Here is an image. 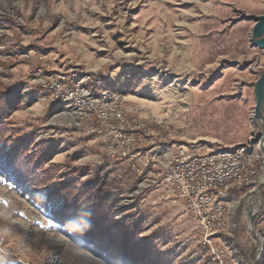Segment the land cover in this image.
<instances>
[{
  "label": "rangeland",
  "instance_id": "1",
  "mask_svg": "<svg viewBox=\"0 0 264 264\" xmlns=\"http://www.w3.org/2000/svg\"><path fill=\"white\" fill-rule=\"evenodd\" d=\"M262 15L264 0H0V264H114L111 237L127 253L117 264H258L264 186L251 194L252 228L251 195L227 199L217 260L184 202L154 180L150 140L140 156H114L56 85L110 90L157 145L261 142L252 115L264 50L251 34ZM49 192L103 217L107 236L75 222L52 230Z\"/></svg>",
  "mask_w": 264,
  "mask_h": 264
},
{
  "label": "built area",
  "instance_id": "2",
  "mask_svg": "<svg viewBox=\"0 0 264 264\" xmlns=\"http://www.w3.org/2000/svg\"><path fill=\"white\" fill-rule=\"evenodd\" d=\"M56 93L72 109L78 123L90 122L87 133L103 138L114 156L125 157L132 151L140 156L145 140H150L151 162L158 168L154 180L170 196L184 202L201 229L203 244L219 260L215 242L224 234L227 199L237 192L251 195L255 191L252 188L264 170L263 140L207 152L196 147L157 145L155 136L152 140L149 137L148 123L126 117L119 96L110 90L95 97L81 85L64 89L57 84ZM92 116L96 121H89ZM262 257L264 264V252Z\"/></svg>",
  "mask_w": 264,
  "mask_h": 264
},
{
  "label": "trees",
  "instance_id": "3",
  "mask_svg": "<svg viewBox=\"0 0 264 264\" xmlns=\"http://www.w3.org/2000/svg\"><path fill=\"white\" fill-rule=\"evenodd\" d=\"M3 149H5L4 153H5V151H7V153H8L9 151H12L13 148H10V149L3 148ZM2 165L5 166V162L2 163ZM13 166H14V164H13ZM3 172H5V173H2V174H6V175H4L5 178L8 176L9 178H13V180L17 181L18 175L12 174L10 172H6L5 170H3ZM18 178H24V177L23 176L20 177V175H19ZM44 197H45V201H46L47 206L53 207V208L49 207V213H51L49 220L51 222V226H52L51 229L52 230L65 231L66 228L69 227L70 222H75V224H77L78 227L80 228L81 232H83L84 234H86L88 236H91V237L99 239V240H101V239H103V237L107 236L106 234H104V232H106V230L104 229L105 219H103V217H101V216L96 217L95 213L92 210H90V212H84L80 215H76L75 212H72V208H73L72 205L68 204V202H66L68 200L64 199V197L58 196L57 193H55V194L50 193V192L45 193ZM121 233H123V232H121ZM117 236H116V238H117ZM111 238L114 240L113 241L114 244H112L110 246V256L113 257L114 264L126 261V257H127L126 254L127 253H126L125 249L124 250L122 249L123 248L122 246H124L123 243H120V242L117 243V239H115L113 237H111ZM118 238H120V237H118ZM134 249H136V248H134ZM262 262H263V257L259 259L258 264H262Z\"/></svg>",
  "mask_w": 264,
  "mask_h": 264
},
{
  "label": "water",
  "instance_id": "4",
  "mask_svg": "<svg viewBox=\"0 0 264 264\" xmlns=\"http://www.w3.org/2000/svg\"><path fill=\"white\" fill-rule=\"evenodd\" d=\"M254 27L252 29L251 40L254 47L264 50V15L253 18ZM255 94V108L252 115L253 120L259 122L264 129V73H262L254 85ZM264 142V139H263ZM264 186V181L261 182L256 188V193L259 194L260 190ZM250 217V227L252 228ZM251 232L254 234L253 230ZM258 260V259H257ZM257 260L255 264H257Z\"/></svg>",
  "mask_w": 264,
  "mask_h": 264
},
{
  "label": "bare ground",
  "instance_id": "5",
  "mask_svg": "<svg viewBox=\"0 0 264 264\" xmlns=\"http://www.w3.org/2000/svg\"><path fill=\"white\" fill-rule=\"evenodd\" d=\"M260 178V177H259ZM264 181V170H263V176H262V178H261V181L260 182H263ZM254 193H256V191L254 192ZM253 199H254V195H251L249 198H248V204H250L249 206H250V211H248L247 212V217H250L251 215L253 216L254 215V213H255V211H256V209H253L252 208V202H253Z\"/></svg>",
  "mask_w": 264,
  "mask_h": 264
},
{
  "label": "snow or ice",
  "instance_id": "6",
  "mask_svg": "<svg viewBox=\"0 0 264 264\" xmlns=\"http://www.w3.org/2000/svg\"><path fill=\"white\" fill-rule=\"evenodd\" d=\"M2 163H3V162H2V161H0V165H2Z\"/></svg>",
  "mask_w": 264,
  "mask_h": 264
}]
</instances>
